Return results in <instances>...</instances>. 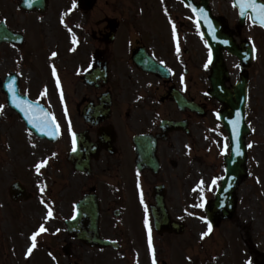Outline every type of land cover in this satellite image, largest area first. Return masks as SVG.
<instances>
[{
  "label": "flooded vegetation",
  "instance_id": "obj_1",
  "mask_svg": "<svg viewBox=\"0 0 264 264\" xmlns=\"http://www.w3.org/2000/svg\"><path fill=\"white\" fill-rule=\"evenodd\" d=\"M209 1L213 10H219L225 0ZM73 4L74 0H0V159L8 153L14 178L25 184L26 208L30 201L31 206L42 202L55 210V243L48 246L49 251L54 247V255L50 251L43 264H152L153 249L159 264L175 238L186 233L159 235L150 210L156 202L154 193L159 191L170 216L188 231L185 205L180 209L174 205L182 197L176 193L185 186L189 171L185 148L189 142H200L202 133L213 128L205 118L217 116L224 106L208 97L206 52L186 48L194 44L192 37L197 38L191 35L190 24L176 26L174 34L162 22L137 25L133 17L129 20L135 29L132 40H119L118 22L99 18L95 24L91 9L82 31L85 37L67 43L62 23L73 24L64 18L78 11V0ZM183 8V16L192 13ZM113 29L117 40L112 43L107 39ZM247 31V26L235 28L237 44L247 42ZM149 55L172 70L170 79L145 72L135 61V57L145 61ZM87 73L91 85L84 83ZM15 82L22 95L41 104L37 109L54 114L59 124L57 139L31 132L10 107L9 86ZM174 88L195 106L179 107ZM45 89L46 95H41ZM43 161L46 164L37 173L35 166ZM85 194L97 207V230L92 225L94 212L85 211L70 233L67 221ZM0 203L9 212L23 213L7 185L0 186Z\"/></svg>",
  "mask_w": 264,
  "mask_h": 264
},
{
  "label": "rangeland",
  "instance_id": "obj_2",
  "mask_svg": "<svg viewBox=\"0 0 264 264\" xmlns=\"http://www.w3.org/2000/svg\"><path fill=\"white\" fill-rule=\"evenodd\" d=\"M126 1L98 0L95 9L96 19L108 18L107 20H115L116 17V19L121 20L117 21L121 24L120 30L130 32L132 29L131 24H128V20L124 19L120 7ZM225 17L230 21L234 20L230 12H226ZM64 18L74 21L72 25H78V30H80V26L85 28L87 24L86 14L80 10L75 12L73 16ZM157 18L160 19L159 16ZM94 22L97 21L94 19ZM63 34L66 35V32L64 31ZM194 47L195 51L201 52L200 49L197 50V46ZM229 66L233 68V71L237 69L233 63H229ZM249 72L251 74V82L248 117L253 128V136L248 143L247 163L250 175L242 182L238 190L235 217L229 222L222 221L218 230H216L218 234H216L215 230H212L210 234L211 240H208L207 236L202 238V233L207 231V224L205 219H201V217H204L203 207L197 206L204 202L201 199V190L197 188V185L203 180L202 187L205 186L203 192L207 189L205 195L209 193L208 188L211 186V180L217 178L216 173L220 170L221 159L224 154L221 145L211 146L212 141L216 143L220 136L218 133L211 132L212 134L210 133V137L208 136L207 139V142L210 141L207 146L211 147L206 148L205 145L206 149L202 152L203 158L198 160L190 158L191 173L188 178V185L176 193V195H181L182 197L174 205L178 209L185 205V220L188 222V233L183 237L175 238L174 245L169 247L166 254L159 257L160 261L167 260L168 264H249V261L251 264H264V48L262 46L260 47L258 59L252 64ZM214 137L217 139H213ZM221 140L223 141V138ZM227 141L225 140L223 144H228ZM197 154L200 155V153ZM0 164V175L4 176L0 186L4 187L5 183H11L14 179L12 165L8 161V153H3ZM203 173L204 176L202 177ZM190 185H192L191 188H189ZM43 212L42 207H35L24 216L33 221H43L42 223L48 229L54 228L51 218L43 219ZM16 214V212L14 214L7 212L5 208L0 209V221L2 219L9 221L4 226L0 225L2 230L6 229V227L8 228L10 226L9 223H12L13 226L15 222H19V218L13 219L17 216ZM29 219H20L18 226L4 230L9 240H4L5 236L0 231V238L2 239V241L0 240V264H37L39 259L41 260L47 253L45 245L48 242V238L46 237V232H42L36 238L37 247L28 256L27 262H23L24 259L21 253L24 237L26 235L31 237L41 225L38 222H34V225H31L28 223L30 222ZM257 253H262V255H257Z\"/></svg>",
  "mask_w": 264,
  "mask_h": 264
},
{
  "label": "snow or ice",
  "instance_id": "obj_3",
  "mask_svg": "<svg viewBox=\"0 0 264 264\" xmlns=\"http://www.w3.org/2000/svg\"><path fill=\"white\" fill-rule=\"evenodd\" d=\"M239 5H240V15L241 16H245L246 15V9H249L251 8L255 13L256 15L253 17V20L254 22H258L261 26H264V3H256V0H239ZM73 6L75 7V0H74V4ZM193 11H197L196 8H193ZM200 13H204V9H199ZM209 23V27H211V22L208 21ZM197 27H199V20H197ZM173 33L175 34V25L173 24ZM201 35L203 36V33H201ZM213 38H215V32H213ZM76 41L74 40V43ZM205 43H207V41H205ZM223 43L227 44L228 41L227 40H224ZM177 51H179V44L177 43ZM53 56H56L57 54L55 52L52 53ZM211 62V53H209V63ZM163 63V62H161ZM205 67H207V64L205 65ZM52 72H53V75H56V68H55V65H53L52 67ZM60 85V81H59V78L57 77V86L59 87ZM10 87V90L13 91V103L16 104L17 107H20L22 111H25V113L27 114L28 113V108L24 107V105H28V106H31V101H28V100H23V101H20V102H17L18 101V97H16V93H15V90L14 89H11V86ZM47 93V89H45V91L41 94V95H46ZM60 96H61V99H63V91L61 90V93H60ZM40 111L43 113V117L40 121H36L34 120L31 116H29V122L30 123H33L37 128H39L41 131H45L46 128H48L50 125L54 127V131H49L48 134L49 135H55L58 133L59 131V124L58 122L56 121L55 119V116L54 114L50 113V112H45L42 108L40 109ZM67 111V109H65V112ZM237 116V119L236 120H233L231 121L232 125H233V134L234 135H238L237 133V129H238V126H239V117H240V113L237 112L236 114ZM68 127H69V131H71V121L69 120V123H68ZM225 140H227V138H225ZM72 143H73V151L76 150V134L73 132L72 133ZM249 147H251V145H249ZM228 149V144L225 143L224 145V151L226 152ZM237 150H239V146L237 145ZM46 164V161H43L41 163H38L35 167H36V171L37 173L40 172V169L41 167ZM218 178H214L212 183L215 184L216 183V180ZM204 181L201 180L200 184L197 185V188H200L201 190V194L203 193V188H202V185H203ZM41 191H43V189H41ZM141 199L143 200V195L141 193ZM201 199L203 200V195H201ZM198 207H204V204L203 203H200L199 205H197ZM145 212H147V206H145ZM48 215L51 216L52 215V212L49 211L48 212ZM201 219H206V217H201ZM145 224L148 225V220L147 218L145 219ZM47 231V229L44 227L43 224L40 225L38 231L34 232L31 236V247H29L27 249V254L30 255L33 251L34 248L37 247V243H36V238L38 235H40V233L42 232H45ZM212 231V225L211 223L208 224V231L202 233V238L204 236H207L209 235V233ZM148 244H149V247H152V234H151V227L149 226L148 227ZM152 264H157V261H156V256H155V250L153 249V255H152ZM249 264H251V262L249 261Z\"/></svg>",
  "mask_w": 264,
  "mask_h": 264
},
{
  "label": "water",
  "instance_id": "obj_4",
  "mask_svg": "<svg viewBox=\"0 0 264 264\" xmlns=\"http://www.w3.org/2000/svg\"><path fill=\"white\" fill-rule=\"evenodd\" d=\"M216 49V48H215ZM217 56L214 62V73L216 75L213 76V86L214 90L212 92L213 95L221 97V88L224 84L225 77L221 76V65L222 61L221 58L218 56L219 51H216ZM240 93H237V97L239 100V105L245 102V89H246V82L241 85ZM232 138V154L230 157L227 158V175L223 180V186L219 189L216 200L213 202V208L211 211H208L210 218L215 220L217 214L222 212L223 216H228L231 213V210L234 206V190L237 186V182L241 179V177L245 174V168L243 167L245 154L242 151V141L241 139ZM237 145L239 146V150H237ZM245 150V149H244ZM220 208V210H219ZM156 222L160 224V214L156 211L155 213ZM157 224V226L159 225Z\"/></svg>",
  "mask_w": 264,
  "mask_h": 264
}]
</instances>
